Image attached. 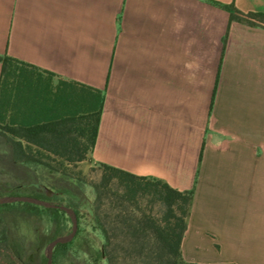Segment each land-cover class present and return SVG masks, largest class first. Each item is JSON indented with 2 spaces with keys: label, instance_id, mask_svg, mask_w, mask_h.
Masks as SVG:
<instances>
[{
  "label": "crops",
  "instance_id": "0c3cea01",
  "mask_svg": "<svg viewBox=\"0 0 264 264\" xmlns=\"http://www.w3.org/2000/svg\"><path fill=\"white\" fill-rule=\"evenodd\" d=\"M0 54L103 91L92 162L193 189L186 261L264 264V26L212 0H0Z\"/></svg>",
  "mask_w": 264,
  "mask_h": 264
},
{
  "label": "trees",
  "instance_id": "16d2710c",
  "mask_svg": "<svg viewBox=\"0 0 264 264\" xmlns=\"http://www.w3.org/2000/svg\"><path fill=\"white\" fill-rule=\"evenodd\" d=\"M212 2L229 12L230 22L264 26V11L245 12L233 2ZM0 62V138L7 161L25 167L42 165L65 174L60 165L85 159L96 142L104 104L103 91L65 79L54 83L52 71L8 54H0ZM53 162L58 165H53ZM101 165L105 169L102 185L117 178L124 185L128 200L134 199L139 192L156 196L164 205L163 217L158 219L151 213H138L133 208L123 207L120 216H123V227L126 226L127 230H122V233L127 238L123 240L118 257L117 247L97 212L102 206V196L98 185H94L96 205L91 204L89 210L92 230L97 238L92 239L85 232L78 209L74 207L78 216L77 233L71 241L57 244L53 255L56 250L72 254L79 264H205L186 261L181 250L193 189L179 190L160 178L136 175L105 163ZM23 186L28 185L6 183L0 189L4 192L0 196ZM36 187L40 189L39 185ZM44 197L47 199L48 196ZM20 202L25 207L48 213L49 228L54 233L50 240L61 235L66 221H71L66 211L60 208ZM5 222V216L0 212V241L3 242L8 241L9 236ZM24 236L26 238L28 234L25 232ZM135 251L146 253L148 257L137 261L132 256ZM17 255L20 258L19 252ZM54 262L53 256L52 264ZM22 263L28 264L26 261ZM38 264H47L45 254ZM70 264L77 263L71 259Z\"/></svg>",
  "mask_w": 264,
  "mask_h": 264
},
{
  "label": "rangeland",
  "instance_id": "374dc122",
  "mask_svg": "<svg viewBox=\"0 0 264 264\" xmlns=\"http://www.w3.org/2000/svg\"><path fill=\"white\" fill-rule=\"evenodd\" d=\"M53 80L56 83L59 78L54 76ZM3 151L4 144L0 138V189L6 183L28 185L5 192V195H33L40 198L48 196L46 198L51 201L77 208L80 223L92 239L96 236H94L92 230L93 223L89 206L91 204L96 205L94 185H98L102 196V206L97 212L101 221L108 228L114 246L117 247L118 252L116 255L118 257L121 253L123 240L127 238L122 233V230H127L126 226L123 227V216H120L123 207L133 208L138 213L142 211L151 213L153 217L158 219H161L164 215V205L156 196L150 193L139 192L134 199L128 200L125 196L124 185H121L117 178L112 179L106 185H102V174L105 169L101 164L91 161L90 153L83 160L66 162L60 165L65 172V174H61L42 165L34 167L12 165L7 161ZM53 165H58V163L53 162ZM36 185H39L40 189ZM47 187L55 192L49 195ZM0 194H4V192H0ZM21 204L23 202L20 201L9 202L7 205L0 204V212L1 215L5 216V224L9 234L8 241H0V264H23L22 261H26L28 264H38L42 260L45 246L54 236L49 228V215L47 212H40ZM71 225L72 222L68 219L62 234L68 233L71 230ZM25 232L28 234L26 238L24 236ZM18 252L20 258H18ZM53 256L54 264H70L71 259L79 264L72 254L68 255L56 250ZM132 256L137 261L143 259V257H148L146 253L141 254L137 251Z\"/></svg>",
  "mask_w": 264,
  "mask_h": 264
},
{
  "label": "water",
  "instance_id": "95a60500",
  "mask_svg": "<svg viewBox=\"0 0 264 264\" xmlns=\"http://www.w3.org/2000/svg\"><path fill=\"white\" fill-rule=\"evenodd\" d=\"M53 192L52 189L47 188V193L50 195ZM15 201H24L30 202L38 205H43L46 207H55L60 208L68 214L71 218L72 225L71 230L68 233L61 234L50 240L44 249V254L47 258V264H52L53 261V250L54 247L59 243H67L71 241L77 233L78 230V216L75 209L71 206H68L63 203H58L55 201H51L49 199L40 198L33 195H21V194H6L0 196V203H9Z\"/></svg>",
  "mask_w": 264,
  "mask_h": 264
}]
</instances>
